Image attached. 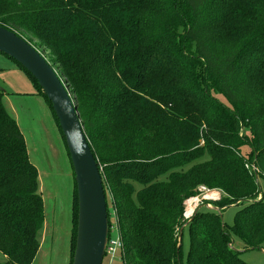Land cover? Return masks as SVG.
Masks as SVG:
<instances>
[{"label":"trees","instance_id":"1","mask_svg":"<svg viewBox=\"0 0 264 264\" xmlns=\"http://www.w3.org/2000/svg\"><path fill=\"white\" fill-rule=\"evenodd\" d=\"M0 27L47 54L71 95L105 202L111 196L125 263L246 264L233 237L245 250L263 248L256 178L264 180V0H0ZM8 59L58 128L35 80ZM3 96L0 264H32L43 203ZM200 188L223 198L186 221L185 202ZM233 205L241 208L227 228L220 213ZM106 211L110 227L107 202ZM72 212L71 262L75 183Z\"/></svg>","mask_w":264,"mask_h":264},{"label":"rangeland","instance_id":"2","mask_svg":"<svg viewBox=\"0 0 264 264\" xmlns=\"http://www.w3.org/2000/svg\"><path fill=\"white\" fill-rule=\"evenodd\" d=\"M32 46L38 50L33 42ZM38 51L42 53L40 49ZM42 55L50 64L49 56L43 53ZM52 68L57 73L56 68L54 66ZM0 90L4 93V107L16 122L25 141L29 162L37 171L38 191L43 203L44 222L40 232V245L32 264H71L74 178L64 141L50 110L37 95L30 80L2 54H0ZM218 99L226 103L222 97L218 96ZM246 151L248 149L245 148L241 152L244 154ZM256 179L264 197V180L258 177ZM261 196L258 195L256 200H261ZM110 197L108 196L106 201L108 216L110 221H114L116 215L111 209ZM221 198L223 195L217 190L202 191L199 195L186 200L184 211L189 201L193 210L200 208L201 205H203L201 210H217L216 203ZM202 202L206 203L202 204ZM240 208L233 205L221 211V220L225 227L233 225L234 217ZM183 219L186 220L184 215ZM232 239V248L240 252L239 258L243 262L264 264V245L261 250H245L238 239L234 237ZM187 249L188 237L186 231H183L181 236L183 258ZM122 255L121 252L112 259L103 258L102 264H127L122 259Z\"/></svg>","mask_w":264,"mask_h":264},{"label":"water","instance_id":"3","mask_svg":"<svg viewBox=\"0 0 264 264\" xmlns=\"http://www.w3.org/2000/svg\"><path fill=\"white\" fill-rule=\"evenodd\" d=\"M0 53L15 61L35 80L50 104L62 135L73 171L77 203L71 264H102L108 234L105 196L97 162L74 101L43 55L23 38L2 27Z\"/></svg>","mask_w":264,"mask_h":264},{"label":"built area","instance_id":"4","mask_svg":"<svg viewBox=\"0 0 264 264\" xmlns=\"http://www.w3.org/2000/svg\"><path fill=\"white\" fill-rule=\"evenodd\" d=\"M199 191L202 192V191H207V190L200 188ZM185 211H186V209H185ZM185 211L183 214L184 218L187 221H189L191 216L193 215L194 210L192 209V211L189 215H186ZM122 249H123V246H122L120 236L118 233V224H117V221L115 219L114 221H111L110 227H108V234H107V240H106V244H105L104 259L106 257H108L109 259L114 258V256H116V254L119 255L121 253Z\"/></svg>","mask_w":264,"mask_h":264}]
</instances>
